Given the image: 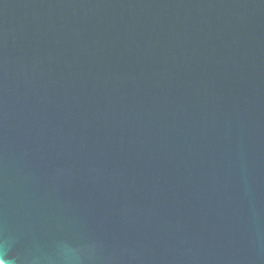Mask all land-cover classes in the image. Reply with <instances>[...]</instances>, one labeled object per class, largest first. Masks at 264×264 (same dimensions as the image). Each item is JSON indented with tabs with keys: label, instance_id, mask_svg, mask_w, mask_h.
<instances>
[{
	"label": "water",
	"instance_id": "water-1",
	"mask_svg": "<svg viewBox=\"0 0 264 264\" xmlns=\"http://www.w3.org/2000/svg\"><path fill=\"white\" fill-rule=\"evenodd\" d=\"M0 264H264V0H0Z\"/></svg>",
	"mask_w": 264,
	"mask_h": 264
}]
</instances>
